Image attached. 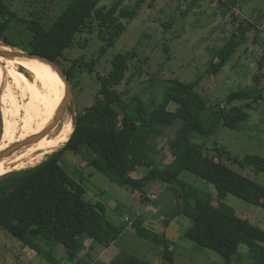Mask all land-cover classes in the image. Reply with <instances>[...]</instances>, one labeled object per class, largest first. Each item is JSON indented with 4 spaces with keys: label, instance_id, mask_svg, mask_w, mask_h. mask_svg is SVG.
Returning <instances> with one entry per match:
<instances>
[{
    "label": "trees",
    "instance_id": "trees-1",
    "mask_svg": "<svg viewBox=\"0 0 264 264\" xmlns=\"http://www.w3.org/2000/svg\"><path fill=\"white\" fill-rule=\"evenodd\" d=\"M31 1L41 3L43 9L41 12L32 11V18L26 19L19 17L6 0H0V40L39 50L61 63L66 59L64 52L75 45L79 35L98 31L102 38L108 39L107 46H111L125 29L124 19L136 17L142 4L149 2V6L153 7L156 2L137 0L130 7L122 5L124 0H116L111 8L106 9L99 6L104 0ZM202 1L191 0V5L196 6ZM219 2L225 7L231 6L232 12L240 7L239 0ZM49 10L52 11L51 21L45 22L43 19ZM230 16L239 25L223 46L212 51L206 70L208 73L220 72L238 52L241 44L247 42L249 32L255 31L258 36L264 32L255 21L241 19L235 12ZM14 20L24 25L20 36L24 40L20 43L11 40L8 34ZM258 36L254 37L256 43ZM40 57L53 66L49 60ZM135 57L133 51L120 52L113 57L107 76L97 72L99 89L94 103L74 118L73 132L61 148L49 153L34 166L0 176V227L38 252L41 250L35 242L37 237L59 242L73 261L81 260L88 238L106 247L117 240L125 226L113 223L101 202L86 199L81 171L74 166L73 176L64 164L66 151L82 153L86 150L91 166L103 172L111 181L139 194L146 203L152 201L147 189L151 183L162 180L174 188L178 198L182 199V203L179 199V208L174 215H185L191 221L186 238L218 252L225 264L233 263L242 245L248 247L252 264H264V228L238 215L224 201L231 193L264 209V185L241 175L227 164L230 161L264 172V156L248 153L239 159L218 144L211 154L194 140L196 135L208 137L215 134L221 126L238 129L248 121L250 110L256 109L264 98V72L254 75L251 86L231 91L223 105L211 104L198 89L203 74L191 81L168 79V87L161 101L156 97L145 100L139 94L130 95L118 89ZM95 61L85 64L81 58H76L68 68L64 66L71 83L77 72L94 73ZM258 63L259 68L263 69L264 53ZM133 78L134 74L130 75L127 82ZM171 103L176 105L173 110L170 109ZM23 107L32 134L39 125L27 102ZM167 128L175 132L167 142L172 160L163 165L156 164L148 150L156 140L165 136ZM142 165L149 168L146 175L134 176L133 173ZM185 171L212 183L218 192L216 199L210 193L199 196L196 189L190 186L186 188L188 185L180 177ZM176 184L179 185L178 189L174 187ZM147 220L145 215L138 214L131 219V227L137 235L163 247V259L172 262L174 249L171 247L175 242L166 233L155 231ZM48 257L54 264H61L53 256ZM110 264L150 263L122 250Z\"/></svg>",
    "mask_w": 264,
    "mask_h": 264
},
{
    "label": "rangeland",
    "instance_id": "rangeland-1",
    "mask_svg": "<svg viewBox=\"0 0 264 264\" xmlns=\"http://www.w3.org/2000/svg\"><path fill=\"white\" fill-rule=\"evenodd\" d=\"M115 1L104 0L99 6L108 9ZM136 1L124 0L122 5L131 7ZM6 2L19 17L26 19L32 18V11L41 12L43 9L41 3L37 4L31 0ZM239 5L234 12L239 14L241 19L255 21L264 29V0H239ZM64 6L65 3L62 7ZM234 12L231 6H223L219 0H204L196 6L191 5V0H156L153 7L146 2L141 5L136 17L123 20L125 29L111 46H107L108 39L102 38L98 31L79 35L75 45L64 52L66 59L62 60V64L68 68L76 58H81L85 64L97 60L94 63L95 72L75 73L72 80L74 98L61 126L69 120L73 123L79 112L94 103L99 89L97 72L107 76L112 68L113 57L120 52L133 51L136 57L130 62L126 78L118 87L119 90H124L130 95L139 94L145 100L156 97L161 101L168 87V79L191 81L199 74H203L198 89L211 104L223 105L231 91L251 86L254 83V75L264 72V67L260 69L258 63L264 53V32L258 36L255 31L249 32L247 42L241 44L238 52L220 72L213 74L206 71L212 58V51L223 46L239 25V22H234L230 16ZM51 14L52 11L49 10L43 20L50 22ZM23 31L24 25L14 20L8 34L11 40L20 43L24 40L23 36L20 38ZM255 36L259 37L257 43L254 42ZM84 43L88 44L83 46ZM4 65L9 67L7 63ZM133 74L134 78L127 82L129 76ZM38 76L40 75L22 66L17 71L16 92L19 106L16 109L7 103L5 95L7 87L0 82V150L6 147L8 138H16L23 132L21 119L26 102L36 116L39 127L50 118L58 105V99ZM262 88L264 97V79ZM175 107L176 105L171 103L170 109L173 110ZM250 113L249 120L242 123L238 129L221 126L215 134L208 137L196 135L194 140L211 154L215 152L214 148L218 144L239 159H243L248 153L264 156V98L256 109L250 110ZM10 121L16 122V130H7ZM58 127L35 143L52 138ZM174 133L171 128L165 129V136L160 137L149 148L148 152L156 164L163 165L172 160L167 142ZM20 140L22 139L18 137L15 142ZM64 158V164L73 176L75 167L81 171L79 173L83 176L82 184L86 190V199L101 202L105 206L107 217L113 223L125 226L122 234L108 247L94 239H86L87 247L82 253L81 260L73 261L59 242L37 237L35 242L41 250L38 252L0 227V264H54L48 256H53L61 264H110L122 250L145 259L150 264H225L223 256L218 252L186 238L185 233L191 226V221L185 215H174L179 208L180 198L174 188H170L164 181L157 180L148 185L152 201L146 203L141 200L139 194L111 181L103 172L91 166L86 150L82 153L66 151ZM227 164L241 175L264 185V172H257L249 166L232 164L230 161H227ZM148 170L147 166L142 165L133 175L143 177ZM180 177L188 185L186 188L190 186L196 189L199 196L210 193L216 199L218 192L212 183L205 182L187 171ZM177 186L179 185H174L175 189H178ZM180 191L182 192L181 188ZM224 201L231 205L238 215L264 228L262 207L231 193L227 194ZM138 214L145 215L148 218L147 223L155 231L166 233L167 237L175 242L171 247L174 249L172 262L163 259V247L137 235L131 227V219ZM252 262L248 247L242 245L232 264Z\"/></svg>",
    "mask_w": 264,
    "mask_h": 264
},
{
    "label": "bare ground",
    "instance_id": "bare-ground-1",
    "mask_svg": "<svg viewBox=\"0 0 264 264\" xmlns=\"http://www.w3.org/2000/svg\"><path fill=\"white\" fill-rule=\"evenodd\" d=\"M2 45H4V43L0 40V46ZM5 63L9 64V67L5 66ZM21 66L36 73L37 75H40L38 76L39 80L50 88V91L58 99V105L50 118L42 126L32 132V134L30 130L29 118L24 109V115L21 119L23 132L20 136H18L22 140L15 142L18 137L8 138L5 148L18 144L46 128V126H48V124H50L57 116L60 106L64 103L66 96V86L61 75L55 67L42 59L40 56L29 52H2L0 53V82L3 86L6 85V100L13 108L16 109L19 106L16 92V73L20 70ZM16 129V122L10 121L7 130L13 131ZM73 129L74 124L72 121H66L57 130L56 134L52 138L36 145H31L29 148L20 151L14 156L0 159V176L13 170L27 168L40 163L49 153L58 150L66 141H68Z\"/></svg>",
    "mask_w": 264,
    "mask_h": 264
},
{
    "label": "water",
    "instance_id": "water-1",
    "mask_svg": "<svg viewBox=\"0 0 264 264\" xmlns=\"http://www.w3.org/2000/svg\"><path fill=\"white\" fill-rule=\"evenodd\" d=\"M2 41V40H1ZM3 42V41H2ZM4 45L0 46V53L2 52H29V53H34L39 56H42L49 60L53 66L57 69L59 74L62 77V80L66 86V96H65V101L62 104L57 116L54 118V120L46 126L41 132L37 133L36 135L31 136L30 138L18 143L14 144L11 146H8L7 148L1 149L0 150V159L2 158H8L11 156H14L15 154L19 153L22 150H25L29 148L32 144L37 142L39 139L43 138L44 136H47L51 132H53L63 121L65 115L67 114L70 103L72 99L74 98V91H73V86L70 81V78L66 72V69L64 65L55 57L46 54L44 52H41L39 50L31 49L29 47L21 46V45H15V44H10L3 42Z\"/></svg>",
    "mask_w": 264,
    "mask_h": 264
},
{
    "label": "built area",
    "instance_id": "built-area-1",
    "mask_svg": "<svg viewBox=\"0 0 264 264\" xmlns=\"http://www.w3.org/2000/svg\"><path fill=\"white\" fill-rule=\"evenodd\" d=\"M129 219V218H128Z\"/></svg>",
    "mask_w": 264,
    "mask_h": 264
}]
</instances>
